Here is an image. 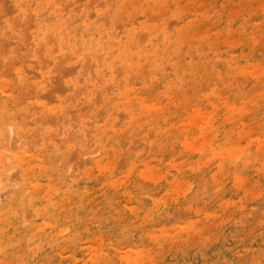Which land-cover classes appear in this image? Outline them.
Returning a JSON list of instances; mask_svg holds the SVG:
<instances>
[{
	"label": "rangeland",
	"instance_id": "rangeland-1",
	"mask_svg": "<svg viewBox=\"0 0 264 264\" xmlns=\"http://www.w3.org/2000/svg\"><path fill=\"white\" fill-rule=\"evenodd\" d=\"M53 1L76 9V23L85 21L78 27L91 28L99 43L65 45L63 56L55 42L62 34L52 33L45 56L33 45L32 17L26 28L14 19L7 30L0 19V39L9 41L5 49L0 40V78L18 123L7 129L0 176V264H264V0ZM112 32L128 50L120 63H111ZM67 35L70 42L74 33ZM18 69L31 82L24 84L35 106L28 116L12 97ZM59 99L63 111L50 112L55 125L46 123L43 106ZM15 155L29 160L21 165L27 176ZM39 223L49 238L37 239Z\"/></svg>",
	"mask_w": 264,
	"mask_h": 264
},
{
	"label": "bare ground",
	"instance_id": "bare-ground-1",
	"mask_svg": "<svg viewBox=\"0 0 264 264\" xmlns=\"http://www.w3.org/2000/svg\"><path fill=\"white\" fill-rule=\"evenodd\" d=\"M63 1V0H62ZM77 1V0H76ZM83 1V0H82ZM81 1V2H82ZM54 2V1H53ZM52 0H0V19H1V21H2V25H3V27H4V29H11L12 27H13V25H15L16 23L18 24L19 22H16V23H14V19L15 20H17V19H26L27 18V16H28V18H31L32 17V19H30L31 20V22L30 23H32L33 25H34V27H35V29L37 30V36L38 37H33V36H35V35H33L32 37V39H34L35 41L33 42V45L36 47L35 49L36 50H39V49H41V50H43L44 52H42L43 53V55L45 54V56L47 55H49V54H52V53H50L51 52V46H50V42H52V41H55V40H53V39H51L50 41H49V36H50V34H52V33H57L58 34V36H59V34L61 33L62 35L65 33L66 34V36L64 37H62V35H60L59 37V39L57 40L56 38V41L55 42H58L59 41V43H58V45H59V50L63 53H61V55H63L64 56V54L65 53H67V49H66V47H65V45H70L69 46V48H72V50H77V49H79V48H81V46L82 45H84V49H86V47H89V50H90V46H88L89 44H91V43H95L96 44V41L98 40V42L97 43H99V39L98 38H96V37H93V35L92 34H89V31L90 30H92L91 28H89V27H86V26H84V25H81V26H79L78 27V24L80 23V22H78V23H76L77 22V18H78V16L75 14V10H72V11H70V10H68V8H69V6H68V8H63V3L62 2H54L55 3V5L54 6H52ZM65 2H66V0H65ZM80 2V3H81ZM134 2V1H133ZM69 3V2H68ZM113 3V2H112ZM119 3V2H118ZM73 4V3H72ZM78 4V3H77ZM94 4H95V2H94ZM115 4V3H114ZM109 5V4H108ZM112 5V4H111ZM94 6V5H93ZM97 6V5H96ZM103 6V5H102ZM95 7V6H94ZM227 7V6H226ZM110 8V7H109ZM112 8V7H111ZM114 8V7H113ZM112 8V9H113ZM117 8V7H116ZM116 8H114V9H116ZM1 9H3V11L1 10ZM77 9H78V7H77ZM168 10V9H167ZM165 11V10H164ZM2 12H4V14L2 15L1 13ZM169 12V11H168ZM111 13V12H110ZM109 13V14H110ZM191 13V12H190ZM236 13V12H235ZM235 13H233V14H235ZM10 14H11V16H10ZM13 14V15H12ZM89 14V13H88ZM98 14H100V13H98ZM140 15H141V12L139 13ZM178 14V13H177ZM10 16V17H8V18H6V16ZM165 15V14H164ZM238 15V14H237ZM13 16V17H12ZM30 16V17H29ZM188 16H190V15H188ZM236 16V15H235ZM27 18V19H28ZM85 18V17H84ZM145 18H146V16H145ZM159 18H160V16H159ZM180 18V17H179ZM133 19H135V18H133ZM148 19H149V17H148ZM158 19V18H157ZM29 19L27 20L28 22L30 21ZM124 20V19H123ZM130 20H132V19H130ZM156 20V19H155ZM27 21L25 20L24 21V24H23V22H22V24L25 26V28H26V26H27ZM105 21V20H104ZM149 21H151V20H149ZM184 21H185V19H184ZM73 22H75L76 24H72ZM85 21H83L82 20V22L81 23H84ZM110 22V21H109ZM147 22V21H146ZM180 22V21H179ZM80 23V24H81ZM105 23H107L106 21H105ZM138 23V22H137ZM176 23V22H175ZM185 23V22H184ZM16 24V25H17ZM22 24H21V22H20V26L21 27H23L22 26ZM109 24V23H108ZM133 24H135V23H133ZM181 24V23H180ZM180 24H178V25H180ZM198 24V23H197ZM15 25V26H16ZM29 25V24H28ZM128 25V24H127ZM139 25V24H138ZM176 25V24H175ZM19 26V27H20ZM130 26V25H129ZM158 26V25H157ZM30 27H32L31 26V24H30ZM34 27H32L33 29H34ZM98 27V23L95 25V28H97ZM120 27V26H119ZM118 27V28H119ZM162 27V26H161ZM161 27H160V29H161ZM177 27V26H176ZM14 28V27H13ZM24 28V27H23ZM24 28V29H25ZM85 29V33H84V35H83V37L80 35V34H78V30L79 29ZM183 28V27H182ZM250 28V27H249ZM17 29H18V26H17ZM28 29V31H23L24 33H26L24 36H27L28 38L31 36V34H30V31H32V30H30L29 29V27L27 28ZM187 29V28H186ZM189 29V28H188ZM30 30V31H29ZM98 30H101V27H99V28H97V31ZM121 30H122V28H121ZM159 30V29H158ZM157 30V31H158ZM183 30V29H182ZM248 30V29H247ZM259 30V29H258ZM210 31V30H209ZM27 32H29V33H27ZM70 32V34H71V32L72 33H74V36L72 37V39H71V41L70 42H67L66 41V37L68 36L67 34ZM35 33V32H34ZM141 33H143V32H141ZM155 33V32H154ZM191 33V32H190ZM189 33V34H190ZM245 33V32H244ZM10 34V33H9ZM94 34V33H93ZM212 34V33H211ZM246 34V33H245ZM30 35V36H29ZM110 35V38H113L112 36L113 35H115L113 32L112 33H110L109 34ZM162 35V34H161ZM161 35H160V37H161ZM166 35V34H165ZM206 35V34H205ZM242 35V34H241ZM240 35V36H241ZM0 36H1V34H0ZM24 36H23V38H24ZM52 36V35H51ZM158 36V35H157ZM191 36V35H190ZM193 36V35H192ZM201 36V35H200ZM213 36V35H212ZM27 37H25V38H27ZM22 38V39H23ZM52 38H54V35L52 36ZM191 38V37H190ZM207 38H209V37H207ZM3 39V40H2ZM4 39H5V41H4ZM18 39V38H17ZM31 39V38H30ZM29 39V40H30ZM144 39V38H143ZM211 39V38H210ZM0 40H2L3 42H6V38H1ZM8 40V39H7ZM169 40H170V38H169ZM190 40V39H189ZM26 41H27V39H26ZM152 41V40H151ZM193 41V40H192ZM196 41V40H195ZM9 42V41H8ZM8 42H6L5 43V45L3 44V46L2 47H5V49H6V45L8 44ZM11 42H12V44H10V45H8L9 47L7 48V49H10L11 48V46L13 45V40H11ZM10 42V43H11ZM21 42H22V40H21ZM212 42V41H211ZM225 43V42H224ZM237 43V42H236ZM262 43V42H261ZM32 44V43H31ZM103 44V43H102ZM29 45H30V43H29ZM54 45H55V43H54ZM57 44H56V47L58 46ZM98 45V47H99V44H97ZM97 45H95V46H97ZM104 45V44H103ZM224 45V44H223ZM222 45V46H223ZM255 45V44H254ZM92 46H93V44H92ZM91 46V47H92ZM102 45H101V42H100V47H101ZM111 46H113V50H114V52H115V54L112 56L111 55V63H112V61H114V59L115 60H117L118 58L117 57H119L120 58V60H121V58H122V56H125L126 54H128V50H127V48L124 46V44L123 43H121L120 41H116L115 40V38H113V40H112V43H111ZM243 46V45H242ZM29 47V46H28ZM33 47V46H32ZM103 47V46H102ZM235 47H236V45H235ZM104 48V47H103ZM107 48V47H106ZM106 48H104V49H106ZM199 48V47H198ZM32 49V48H31ZM53 49H54V47H53ZM56 49V48H55ZM97 49V48H96ZM101 49V48H100ZM150 49V48H149ZM247 49V48H246ZM36 50H35V56H36V59L37 60H39V57H38V53L36 52ZM57 51H58V49H56ZM55 50V51H56ZM94 50V49H93ZM185 50V49H184ZM27 51L28 50H26V54H27ZM33 51V50H32ZM56 51V52H57ZM86 51H88V49L86 50ZM6 52H9V50H6ZM29 52H30V50H29ZM78 53H79V51H77ZM83 52V51H82ZM41 53V52H40ZM71 55H73L71 52H69ZM101 53V52H100ZM112 54H113V51L111 52ZM15 54V53H14ZM88 54V53H87ZM81 55H82V53H81ZM96 55V54H95ZM104 55V54H103ZM201 55H202V53H201ZM248 55H249V53H248ZM50 56H52V55H50ZM74 56V55H73ZM87 56V55H86ZM85 56V57H86ZM31 57V56H30ZM82 57V56H81ZM88 57V56H87ZM96 57V56H95ZM183 57V56H182ZM34 58V57H33ZM83 58V57H82ZM247 58V57H246ZM41 59V58H40ZM49 59H50V57L48 58V63H49ZM71 59H73L72 57H71ZM80 59V58H79ZM88 59V58H87ZM175 59V58H174ZM185 59V58H184ZM204 59V58H203ZM212 59V58H211ZM51 60V59H50ZM73 60H76L77 61V59H73ZM91 60V59H90ZM185 60H187V59H185ZM194 60V59H193ZM118 61V63H120L119 62V60H117ZM116 61V62H117ZM209 61V60H208ZM92 63H94V64H96L94 61H91ZM103 62V61H102ZM40 63V62H39ZM47 63V64H48ZM52 63V62H51ZM54 63V62H53ZM189 63V62H188ZM14 64V63H13ZM43 63H41V65H42ZM50 64V63H49ZM103 64V63H102ZM116 64V63H115ZM190 64V63H189ZM35 64H33L32 66H34ZM53 65V64H52ZM92 65L93 64H91V67L89 66V71L91 70V68H92ZM98 65H100L99 63H98ZM97 65V66H98ZM192 65V64H191ZM36 66V65H35ZM34 66V67H35ZM49 66V65H48ZM79 66H81V63H80V65ZM78 66V67H79ZM94 66H96V65H94ZM109 66V65H108ZM10 67H13V66H10ZM60 67H62V66H60ZM60 67H59V69H60ZM66 66H64V68H65ZM77 67V66H76ZM32 68V67H31ZM46 68V67H45ZM68 68V67H67ZM74 69H75V67H73ZM73 68H71V70H74ZM191 68V67H190ZM41 69H42V67H41ZM106 69V68H105ZM121 69V68H120ZM3 70V69H2ZM1 70V71H2ZM68 70H69V68H68ZM63 71V70H62ZM88 71V72H89ZM186 71V70H185ZM25 72L26 71H24L23 69H18L17 70V77H18V81L15 83V84H13L12 83V86L13 87H15L14 88V90H16V92L14 93L15 95H13L12 97H15V98H17V101L19 102V103H22V104H24V106H23V110H22V113L24 114V115H26V116H28V114L29 113H32L33 112V110H34V103H33V101H31V100H29V101H27L26 99H28L29 98V96H28V91L26 90L27 88L24 86V84L26 83V75H25ZM60 71L58 70V73H59ZM73 72V71H72ZM76 72V70L73 72V73H75ZM93 72V71H92ZM11 73V72H10ZM253 73V72H252ZM28 75H30L29 74V72L27 73ZM33 74H37V73H35V72H33ZM43 74V73H42ZM60 74V73H59ZM65 74V73H64ZM67 74V73H66ZM89 74V73H88ZM92 74L93 73H91V74H89V75H91L92 76ZM58 75V74H57ZM56 75V76H57ZM36 76H38V74L36 75ZM46 76V75H45ZM64 76V75H63ZM74 76V75H73ZM187 76V75H186ZM33 78H36L35 76H32ZM93 77V76H92ZM135 77V76H134ZM191 77V76H190ZM54 78H55V76H54ZM54 78H52V79H54ZM57 78V77H56ZM208 77L206 76V79H207ZM51 79V80H52ZM59 79V78H58ZM41 80V79H40ZM64 80V79H63ZM197 80V79H196ZM74 81H75V79H74ZM101 81V80H100ZM180 81V80H179ZM27 82H29L28 80H27ZM45 82H47V80L45 79ZM56 82H61L60 81V79L59 80H57ZM124 82V81H123ZM29 83H31V82H29ZM52 83V81L49 83V85H48V87L50 86V84ZM54 83V82H53ZM53 83H52V86L54 87V85L55 84H57V83H55L54 85H53ZM62 83H64L65 84V86L68 88H71V85H72V82L67 78L66 80H65V82H62ZM134 83H136V81H134ZM133 83V84H134ZM141 83V82H140ZM157 83V82H156ZM47 84V83H46ZM77 84V83H76ZM79 84V83H78ZM125 84V83H124ZM159 84V83H158ZM187 84V83H186ZM40 85V84H39ZM58 85V84H57ZM62 85V84H61ZM87 85V84H86ZM85 85V86H86ZM136 85H137V83H136ZM160 85H161V83H160ZM159 85V86H160ZM261 85V84H260ZM36 86H37V84H36ZM58 86H60V84L58 85ZM63 86V85H62ZM121 86V85H120ZM184 86V85H183ZM6 82H5V80L3 79V78H0V134H1V137H0V176H2V175H4V172H5V168H6V164H5V156H6V154H8L9 153V149H8V145H7V141H6V133H7V129L8 128H10V127H14V125L17 127L18 126V123H16L17 122V119H16V116L14 115V113H11L10 111L8 112L7 111V103H8V99H10L11 97H8L7 96V89H6ZM30 87V86H29ZM65 87V88H66ZM8 88V87H7ZM10 88V87H9ZM55 88V87H54ZM59 88V87H58ZM62 88V87H61ZM60 88V89H61ZM121 88V87H120ZM49 89H51V87L49 88ZM48 89V90H49ZM84 89H86V88H84ZM122 89H123V86H122ZM11 90V89H10ZM13 90V91H14ZM53 91H54V89H52ZM62 90V89H61ZM66 90V89H65ZM160 90V89H159ZM258 90V89H257ZM55 91H57L56 89H55ZM50 92H51V90H50ZM50 92H47V93H50ZM84 92V91H83ZM110 92L112 93V91H111V89H110ZM257 92V91H256ZM264 92V91H263ZM54 93V92H53ZM216 93V92H215ZM33 94H35V96H36V93L34 92ZM32 94V95H33ZM51 95H52V93H50ZM247 94V93H246ZM19 95V96H18ZM54 96H51L52 98H55L56 96H55V94H53ZM84 95V94H83ZM101 95V94H100ZM18 96V97H17ZM45 96V95H44ZM47 96H48V94H47ZM65 96V95H64ZM91 96V95H90ZM95 96V95H94ZM179 96H180V94H179ZM253 96V95H252ZM256 96H257V94H256ZM50 97V98H51ZM57 98V97H56ZM43 99V98H42ZM79 99V98H78ZM100 99V98H99ZM225 99V98H224ZM55 100V99H54ZM152 100V99H151ZM49 101V100H48ZM51 101H53V100H51ZM50 101V102H51ZM237 101V100H236ZM41 102V101H40ZM56 102V101H55ZM239 102V101H238ZM54 103V102H53ZM211 103V102H210ZM240 103V102H239ZM249 103V102H248ZM234 104V103H233ZM237 104V103H236ZM232 105V104H231ZM96 106V105H95ZM208 106V105H207ZM248 106V105H247ZM38 107V106H37ZM36 107V108H37ZM54 108V109H53ZM221 108V107H220ZM43 109H44V111H43V114L44 113H49L50 114V117H49V114H48V117L49 118H51L50 119V121H46V123H52V124H54L55 125V123H54V121H56L55 119H57V115L55 116V115H51L54 111H55V113H57V112H61V111H63V101H61L60 99H59V102H57V105L56 106H54V107H49L47 104L46 105H44L43 106ZM53 111V112H52ZM57 111V112H56ZM92 111H93V109H92ZM50 112H52V113H50ZM68 112H69V110H68ZM89 112V111H88ZM70 113V112H69ZM105 113V112H104ZM224 113V112H223ZM212 114V113H211ZM68 115V114H67ZM121 115V114H120ZM105 116V115H104ZM149 116V115H148ZM61 117V116H60ZM62 117H63V115H62ZM64 117H66V115L64 116ZM81 117V116H80ZM127 117V116H126ZM206 117V116H205ZM52 118H53V122H51L52 121ZM104 118V117H103ZM122 118H123V115H122ZM122 118H121V120H122ZM63 119V118H62ZM124 119V118H123ZM203 119H204V117H203ZM49 120V119H48ZM94 120H96V119H94ZM93 120V121H94ZM61 121V120H60ZM96 121H98V120H96ZM123 121V120H122ZM164 122H166L165 120H163ZM197 121H198V119H197ZM200 121H202V120H200ZM121 122V121H120ZM217 122V121H216ZM91 123V122H90ZM89 123V124H90ZM123 123V122H122ZM125 123V122H124ZM93 124V123H92ZM154 124V123H153ZM166 124V123H165ZM164 124V125H165ZM94 125V124H93ZM199 125V124H198ZM81 126V125H80ZM79 126V127H80ZM194 126V125H193ZM245 126V125H244ZM15 127V128H16ZM56 127V126H55ZM57 127H59V126H57ZM215 128V127H214ZM213 128V129H214ZM217 128V127H216ZM60 129H61V126H60ZM80 129V128H79ZM205 129V128H204ZM254 129V128H253ZM14 130H16V129H14ZM93 130H94V128H93ZM79 132V131H78ZM77 131H76V133H78ZM89 132V131H88ZM123 132V131H122ZM150 132H152V131H150ZM216 132V131H215ZM221 132H223V131H221ZM229 132V131H228ZM10 133V132H9ZM214 133V132H213ZM55 134V133H54ZM53 134V135H54ZM216 134V133H215ZM13 135V134H12ZM59 135V134H58ZM249 135V134H248ZM150 136V135H149ZM213 136V135H212ZM11 137V136H10ZM56 137V136H55ZM58 137V136H57ZM76 137H77V135H76ZM251 137V136H250ZM210 139V138H209ZM213 139V138H212ZM244 139V138H243ZM246 139V138H245ZM16 140V139H15ZM240 141V140H239ZM56 142V141H55ZM125 142V141H124ZM243 142V141H242ZM10 143H12V141L10 142ZM14 143V142H13ZM213 143V142H212ZM239 143V142H238ZM138 144V143H137ZM214 144V143H213ZM264 144V143H263ZM13 145V147H14V144H12ZM26 145V144H25ZM93 145V144H92ZM112 145H114V144H112ZM123 145V144H122ZM191 145V144H190ZM240 145V144H239ZM63 147V146H62ZM208 147V146H207ZM248 147V146H247ZM237 148V147H236ZM239 148V147H238ZM11 149V148H10ZM15 149H17V147H15L14 148V150ZM76 149V148H75ZM176 149V148H175ZM258 149V148H257ZM76 150H78V149H76ZM76 150H75V152H76ZM194 150H195V147H194ZM99 151V150H98ZM241 152V151H240ZM259 152V151H258ZM262 152V151H261ZM264 152V151H263ZM29 154V153H28ZM72 154H73V151H72ZM78 154V153H77ZM97 154V153H96ZM100 154V153H99ZM248 154H249V152H248ZM258 154V153H257ZM13 155V154H12ZM75 155V154H74ZM98 155V154H97ZM243 155V154H242ZM91 156V155H90ZM257 156V155H256ZM72 157V156H71ZM89 157V156H88ZM93 157H94V155H93ZM242 157V156H241ZM245 157V156H244ZM247 157V156H246ZM83 158H85L86 159V161L88 160L86 157H83ZM92 158V157H91ZM253 158V157H252ZM252 158H251V160H252ZM73 159H76L77 160V158H76V155H75V158H73ZM99 159V158H98ZM122 159H123V157H122ZM243 159V158H242ZM81 160V159H80ZM92 160V159H91ZM97 160V159H96ZM125 160V159H124ZM239 160V159H238ZM13 161V160H12ZM11 161V162H12ZM14 161H15V163H16V165H17V167L18 168H21V171H22V173H23V175H25V169H23L22 167H21V165H29V160L26 158V156L25 155H15L14 156ZM70 161H71V159H70ZM90 161V160H89ZM246 161H248L247 160V158H246ZM71 162H73V161H71ZM118 162V161H117ZM117 162H115V163H117ZM120 162V161H119ZM75 163V162H74ZM73 163V164H74ZM90 163V162H89ZM79 164V163H78ZM81 164V163H80ZM97 164H100V162L99 163H97ZM236 164V163H235ZM250 164V163H249ZM70 165V164H69ZM83 165H84V163H83ZM87 165V164H86ZM122 165V164H121ZM244 165V164H243ZM38 168H40V166H42L41 165V160H39V162L37 163V165H36ZM75 166V165H74ZM77 166V165H76ZM75 166V167H76ZM82 166V165H81ZM101 166V165H100ZM104 166V165H103ZM123 166V165H122ZM239 166H240V164H239ZM16 167V166H15ZM78 167V166H77ZM76 167V168H77ZM83 167V166H82ZM115 167V166H114ZM206 167V166H205ZM204 167V168H205ZM249 167V166H248ZM75 168V169H76ZM31 169V168H30ZM71 169V168H70ZM73 169V168H72ZM229 169V168H228ZM261 169V168H260ZM100 170V169H99ZM215 170V169H214ZM234 170V169H233ZM244 170V169H243ZM74 171V170H73ZM248 171V170H247ZM253 171V170H252ZM9 172V171H8ZM11 172V171H10ZM206 172V171H205ZM243 172V171H242ZM29 173H31V171L29 172ZM29 173H27V174H29ZM72 173H75V172H72ZM78 173V172H77ZM229 174V173H228ZM241 174V173H240ZM17 175V174H16ZM151 175V174H150ZM25 176H27V175H25ZM149 176V175H148ZM152 176V175H151ZM241 176H243V175H241ZM245 176V175H244ZM23 177V176H22ZM97 177V176H96ZM257 177V176H256ZM17 178V177H16ZM145 178H146V176H145ZM152 178V177H151ZM156 178V177H155ZM238 178V177H237ZM8 179V178H7ZM5 180V179H4ZM9 180V179H8ZM133 180V179H132ZM148 180V179H147ZM259 180V179H258ZM13 181V180H12ZM14 181H16L15 179H14ZM20 181V180H19ZM18 181V182H19ZM189 181V180H188ZM1 182V181H0ZM5 181H3V183H4ZM17 182V183H18ZM21 182V181H20ZM2 183V184H3ZM31 183V182H30ZM34 183V182H33ZM123 183V182H122ZM157 183V182H156ZM200 183V182H199ZM38 184H40V182L38 183ZM44 184V183H43ZM48 184V183H47ZM235 184V183H234ZM45 185H46V182H45ZM183 185V184H182ZM41 186V188H43L42 187V185H39L38 187H40ZM118 186V185H117ZM116 186V187H117ZM119 186H120V184H119ZM151 186V185H150ZM259 186V185H258ZM257 186V187H258ZM12 187H15V185L14 186H11V187H9V189L10 188H12ZM38 187H36V189L34 190V193H35V195L34 196H36V197H39V191H38ZM71 187V186H70ZM232 187V186H231ZM255 187V186H254ZM7 188V187H6ZM46 188V187H45ZM51 188V187H50ZM182 188V187H181ZM119 189V188H118ZM107 190V189H106ZM263 190V189H262ZM1 191H2V189H1ZM0 191V192H1ZM48 191H49V188H48ZM177 191V190H176ZM188 191V190H187ZM181 192H183V191H181ZM41 193V192H40ZM72 193V192H71ZM27 194H30V193H27ZM59 194V193H58ZM23 195V194H22ZM24 195H25V193H24ZM45 195V194H44ZM43 195V196H44ZM129 195V194H128ZM261 195H262V193H261ZM27 196V195H26ZM23 197V196H22ZM44 197H46V195L44 196ZM213 197V196H212ZM18 198V197H17ZM24 198V197H23ZM22 198V199H23ZM125 198V197H124ZM21 199V198H20ZM19 199V200H20ZM26 199V198H25ZM25 199H23V201L25 200ZM14 201V200H13ZM23 201H21V202H23ZM58 201V200H57ZM129 201H130V199H129ZM25 202V204H27L26 203V200L24 201ZM33 202V201H32ZM131 202V201H130ZM215 202V201H214ZM15 203V202H14ZM24 204V205H25ZM29 204V203H28ZM32 204V203H31ZM35 203L33 202V205H34ZM53 204V203H52ZM22 206V205H21ZM27 206V205H26ZM257 206V205H256ZM25 207V206H24ZM155 207V206H154ZM34 208V207H33ZM59 208L60 207H58V208H55V210H56V214H57V216H58V218H59ZM23 209H26L27 210V208H23ZM198 209V208H197ZM50 210V209H49ZM54 210V209H53ZM18 211V210H17ZM16 211V212H17ZM25 211V210H24ZM42 211V210H41ZM61 211V210H60ZM12 212V211H11ZM23 212V211H22ZM55 212V211H54ZM160 212H162V211H160ZM25 213H26V216H25V218L24 219H26V217H27V211H25ZM28 213H29V209H28ZM31 213V212H30ZM136 213V212H135ZM191 213V212H190ZM73 215V214H72ZM250 215V214H249ZM254 216V215H253ZM8 217V216H7ZM21 217H24L23 215L21 216ZM32 216H29L28 217V219L29 218H31ZM73 217V216H72ZM47 218V217H46ZM28 219H26V220H28ZM74 219V218H73ZM100 219V218H99ZM1 220V219H0ZM10 220V219H9ZM56 220V219H55ZM2 221V220H1ZM25 221V220H24ZM31 221V220H30ZM44 221V220H43ZM13 222V221H12ZM27 222V221H26ZM48 222V221H47ZM55 222V221H54ZM58 222H59V220H58ZM11 223V222H10ZM44 223V222H43ZM43 223H39L38 225H37V234H38V240H44V239H46V238H49V233H48V231L47 230H43L44 228H45V226H44V224ZM57 223V222H56ZM82 223V222H81ZM111 223V222H110ZM22 224V223H21ZM51 225V224H50ZM23 226V225H22ZM60 226V225H59ZM72 226V225H71ZM85 226V225H84ZM119 226V225H118ZM27 227H29V226H27ZM54 227V226H53ZM139 227V226H138ZM18 228V227H17ZM72 228V227H71ZM128 228V227H127ZM159 228V227H158ZM6 229H8V228H6ZM5 229V230H6ZM32 228H28V231L30 232V231H32L31 230ZM76 229V228H75ZM74 229V230H75ZM89 229V228H88ZM157 229V228H156ZM64 230H67V229H64ZM71 230V229H70ZM69 230V231H70ZM73 230V231H74ZM15 231V230H14ZM68 231V232H69ZM81 231V230H80ZM4 232V231H3ZM23 232V231H22ZM21 232V233H22ZM26 232V231H25ZM63 232V231H62ZM145 232H146V230H145ZM5 233V232H4ZM65 233H67V232H65ZM65 233H61V234H64L65 235ZM203 233V232H202ZM25 234V233H24ZM75 234V233H74ZM81 234V233H80ZM149 234V233H148ZM12 236V235H11ZM14 236V235H13ZM51 236V235H50ZM53 236V235H52ZM109 236V235H108ZM169 236H171V235H169ZM194 236V235H193ZM197 236H198V234H197ZM69 237V236H68ZM149 237V236H148ZM17 238V237H16ZM32 238V237H31ZM52 238V237H51ZM99 238V237H98ZM150 238H152V236L150 237ZM170 238V237H169ZM176 238V237H175ZM200 238V237H199ZM198 238V239H199ZM201 238H202V236H201ZM208 238V237H207ZM35 239V238H34ZM171 239V238H170ZM186 239V238H185ZM193 239V238H192ZM211 239H213V238H211ZM83 240V239H82ZM102 240V239H101ZM184 240V238H182V242H184L183 241ZM200 240V239H199ZM198 240V241H199ZM169 241V240H168ZM167 240H166V242H168ZM171 241V240H170ZM175 241H178V239L177 240H175L174 239V242ZM26 242H28V241H26ZM81 242V241H80ZM84 242V241H83ZM87 242V241H86ZM119 242V241H118ZM150 242V241H149ZM14 243V242H13ZM12 243V244H13ZM29 243V242H28ZM27 243V244H28ZM78 243V242H77ZM76 243V244H77ZM88 243V242H87ZM169 243V242H168ZM195 243V242H194ZM193 243V244H194ZM211 243V242H210ZM210 243H208V244H210ZM11 244V245H12ZM71 244H73V243H71ZM119 244H120V242H119ZM167 244V243H166ZM165 244V245H166ZM189 244V243H188ZM192 244V243H191ZM198 244V243H197ZM65 245H67V244H65ZM154 245V244H153ZM168 245H170V244H167V246ZM173 245V244H172ZM178 245L180 246V245H183V244H179L178 243ZM187 245V244H186ZM195 245V244H194ZM194 245H192V246H194ZM207 245V244H206ZM17 246V245H16ZM115 246V245H114ZM121 246V245H120ZM176 246V245H175ZM179 246H178V248H179ZM197 246V245H196ZM73 247V246H72ZM87 247V246H86ZM148 247V246H147ZM164 247V246H163ZM207 247V246H206ZM23 248V247H22ZM38 248V247H37ZM77 248V247H76ZM115 248V247H114ZM189 248V247H188ZM188 248H186V249H188ZM210 248V247H209ZM25 249H27L26 247H25ZM53 249V248H52ZM139 249V248H138ZM163 249V248H162ZM161 249V250H162ZM191 249H193V247L191 248ZM17 250H19V249H17ZM68 251V249L66 250L65 248H63L62 249V251ZM85 250V249H84ZM116 250H117V247H116ZM169 250V249H168ZM210 250V249H209ZM22 251V250H21ZM61 251V252H62ZM71 251V250H70ZM118 251V253H119V251H120V249H118L117 250ZM152 251H154V250H152ZM171 251H172V249H171ZM171 251H169V252H171ZM74 252V251H73ZM123 252H124V250H123ZM162 252L163 251H161L160 253L162 254ZM168 252V251H167ZM167 252H165V254L167 253ZM168 252V253H169ZM63 253V252H62ZM113 253V252H112ZM154 253V252H153ZM57 254V253H56ZM164 254V255H165ZM22 255H23V253H22ZM115 255V254H114ZM154 255V254H153ZM61 256V255H60ZM118 256V255H117ZM62 257V256H61ZM115 257V256H114ZM164 257V256H163ZM113 258V257H112ZM173 258V257H172ZM121 259V258H120ZM24 260V259H23ZM26 260H27V258H26ZM25 260V261H26ZM51 260V259H50ZM59 261V260H58ZM22 262V261H21ZM86 262H88V261H86ZM123 262V261H122ZM87 264V263H86ZM88 264H89V262H88ZM91 264V263H90ZM132 264V263H131ZM133 264H138V259H134V262H133Z\"/></svg>",
	"mask_w": 264,
	"mask_h": 264
}]
</instances>
